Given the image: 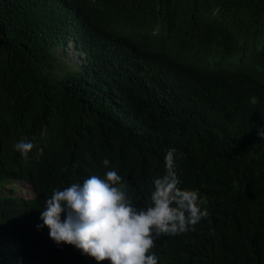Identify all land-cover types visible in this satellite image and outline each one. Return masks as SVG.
<instances>
[{
  "label": "trees",
  "instance_id": "trees-1",
  "mask_svg": "<svg viewBox=\"0 0 264 264\" xmlns=\"http://www.w3.org/2000/svg\"><path fill=\"white\" fill-rule=\"evenodd\" d=\"M261 132L264 0H0V264H101L51 239L46 200L115 170L151 206L172 148L209 216L157 238V264H264Z\"/></svg>",
  "mask_w": 264,
  "mask_h": 264
},
{
  "label": "clouds",
  "instance_id": "clouds-1",
  "mask_svg": "<svg viewBox=\"0 0 264 264\" xmlns=\"http://www.w3.org/2000/svg\"><path fill=\"white\" fill-rule=\"evenodd\" d=\"M251 103L256 104L257 99L253 97ZM14 148L27 157L34 144L22 138ZM175 153L174 148L167 151L166 172L155 179L151 206L146 208L134 205L115 170L54 190L41 212L51 239L57 245H72L101 264L106 260L111 264H157L158 257L152 253L157 238L195 231V225L209 216L207 198L198 190L180 187ZM109 164L108 159L103 160L105 168Z\"/></svg>",
  "mask_w": 264,
  "mask_h": 264
},
{
  "label": "rangeland",
  "instance_id": "rangeland-1",
  "mask_svg": "<svg viewBox=\"0 0 264 264\" xmlns=\"http://www.w3.org/2000/svg\"><path fill=\"white\" fill-rule=\"evenodd\" d=\"M57 53L60 54V60L64 65L70 66V67H78L81 64V53L80 50L77 49L75 43L73 41H69L68 45L61 46L57 49ZM17 193L23 194L27 196H32L34 193L33 186L24 182H17ZM6 192L10 191V185L5 186ZM5 192V193H6ZM31 194V195H30Z\"/></svg>",
  "mask_w": 264,
  "mask_h": 264
},
{
  "label": "bare ground",
  "instance_id": "bare-ground-1",
  "mask_svg": "<svg viewBox=\"0 0 264 264\" xmlns=\"http://www.w3.org/2000/svg\"><path fill=\"white\" fill-rule=\"evenodd\" d=\"M13 191H14V189H13ZM30 195H31V194H30ZM85 260H86V259H85ZM85 260H84V261H85ZM86 261H87V260H86Z\"/></svg>",
  "mask_w": 264,
  "mask_h": 264
}]
</instances>
